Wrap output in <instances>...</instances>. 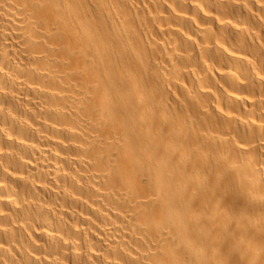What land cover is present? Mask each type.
Segmentation results:
<instances>
[{
    "label": "bare ground",
    "instance_id": "obj_1",
    "mask_svg": "<svg viewBox=\"0 0 264 264\" xmlns=\"http://www.w3.org/2000/svg\"><path fill=\"white\" fill-rule=\"evenodd\" d=\"M0 264H264V0H0Z\"/></svg>",
    "mask_w": 264,
    "mask_h": 264
}]
</instances>
